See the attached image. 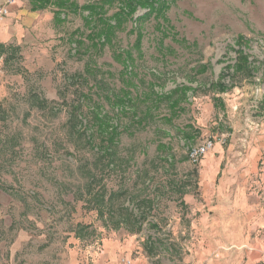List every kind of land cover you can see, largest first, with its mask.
<instances>
[{"label":"rangeland","instance_id":"obj_1","mask_svg":"<svg viewBox=\"0 0 264 264\" xmlns=\"http://www.w3.org/2000/svg\"><path fill=\"white\" fill-rule=\"evenodd\" d=\"M70 1L76 11L40 13L2 56L0 264H186L195 240L226 248L218 261L264 264V0H155L104 44L81 9L99 0ZM205 141L214 147L192 164L187 151ZM222 181L250 218L213 237L210 188ZM124 208L140 231L117 223ZM128 238L139 251L95 253Z\"/></svg>","mask_w":264,"mask_h":264},{"label":"crops","instance_id":"obj_2","mask_svg":"<svg viewBox=\"0 0 264 264\" xmlns=\"http://www.w3.org/2000/svg\"><path fill=\"white\" fill-rule=\"evenodd\" d=\"M7 0H0V5L4 4ZM47 10H52V7L39 8L35 0H13L12 4L8 6L9 15L8 17L0 23V47L7 49L9 46L20 45L26 35L27 29L31 28L33 24L38 20L39 14L46 12ZM54 15V14H53ZM50 20L49 16H46ZM0 49V64L3 60L2 56L5 51ZM214 151L217 155H223L222 149L215 146ZM254 155V152L252 156ZM239 171V168H238ZM236 170L234 174H236ZM216 177L219 172L216 171ZM225 172H223L224 174ZM243 176L246 178V182L249 184L253 181V178L258 174V171L254 166H248L242 170ZM242 175V174H241ZM234 176V175H233ZM224 182H220V186L212 189V197L210 200L209 215L213 217V221L210 228V235L213 237L220 235L219 230L229 231L231 227L230 223L233 222L237 217L235 215L245 214V220L249 221L250 218V208L238 209V205L241 204L239 199H228L226 196L227 188ZM219 216L220 218H218ZM239 217V216H238ZM197 232H195L196 234ZM134 243L133 239L128 238L124 241L119 240H109L101 245L96 250V254H99V259L103 260L105 257L107 260L115 261L121 257V251L127 250H140ZM218 249H226L223 246H218V248H213L212 246H203L201 241L195 240L193 244L186 247V256L184 262L186 264H234L232 262H221L214 258V254L218 253ZM135 254H140L135 252ZM129 260L130 259H125Z\"/></svg>","mask_w":264,"mask_h":264},{"label":"trees","instance_id":"obj_3","mask_svg":"<svg viewBox=\"0 0 264 264\" xmlns=\"http://www.w3.org/2000/svg\"><path fill=\"white\" fill-rule=\"evenodd\" d=\"M38 4L39 8H45V7H52L53 8V14L54 19L58 20L60 15L63 14V11L69 10V11H76L77 6L71 2L70 0H35ZM113 2L119 3V8L117 12L110 18L114 21V24H110V19H105L100 14V12L103 9L104 4H112ZM137 7L141 8H147L150 11L156 10L159 8V4L155 0H99V2L94 3L92 5L83 6L81 8L84 11H87L88 18L86 21H91L94 17H97L98 25L96 26L95 30L93 32H90L89 38L93 41L94 38H98L102 40V44L104 43H110L111 36L114 35L115 30L118 28L117 26H120L123 17H132L133 14L136 11ZM59 21V20H58ZM97 29V30H96ZM98 40V41H100ZM79 44H82V42H78ZM1 51L5 48L0 47ZM9 49H13L9 47ZM14 51V50H12ZM218 91H224L226 87L220 83L217 84ZM98 118V117H97ZM69 121H78V118L75 114H71L69 117ZM100 122L99 120H97ZM113 138H110L109 141L112 142ZM111 195L107 200H104V198H101L100 202H97V205H103V207H109L111 206L110 201ZM123 215H120V219L117 221L118 224H124V225H131L136 226V229L132 230L131 232H138L141 229V220L142 217H137L134 215V213L124 208Z\"/></svg>","mask_w":264,"mask_h":264},{"label":"built area","instance_id":"obj_4","mask_svg":"<svg viewBox=\"0 0 264 264\" xmlns=\"http://www.w3.org/2000/svg\"><path fill=\"white\" fill-rule=\"evenodd\" d=\"M13 0H7L4 4L0 5V23H2L9 15L8 6L12 4ZM214 144L212 141H205L201 145L191 147L187 151L188 160L192 164H197L212 148ZM123 264H131L129 260H123Z\"/></svg>","mask_w":264,"mask_h":264}]
</instances>
